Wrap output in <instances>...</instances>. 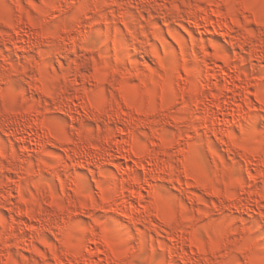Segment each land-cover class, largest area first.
I'll return each mask as SVG.
<instances>
[{"label":"clouds","instance_id":"1","mask_svg":"<svg viewBox=\"0 0 264 264\" xmlns=\"http://www.w3.org/2000/svg\"><path fill=\"white\" fill-rule=\"evenodd\" d=\"M0 264H264V0H0Z\"/></svg>","mask_w":264,"mask_h":264}]
</instances>
